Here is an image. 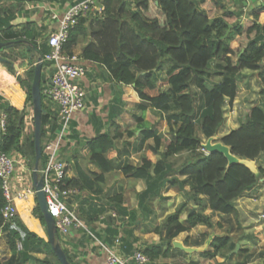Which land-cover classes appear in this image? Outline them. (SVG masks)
<instances>
[{
	"label": "trees",
	"instance_id": "obj_1",
	"mask_svg": "<svg viewBox=\"0 0 264 264\" xmlns=\"http://www.w3.org/2000/svg\"><path fill=\"white\" fill-rule=\"evenodd\" d=\"M57 1L65 5L80 0ZM23 3L0 1V42L11 44L13 49L22 47L29 54L44 55L49 48L45 43L37 44L35 38L39 34L34 32L35 23L27 19L19 24L13 23L21 15H26L27 12L20 14ZM102 4L104 10L95 16L96 26L90 32L91 38L83 46L80 57L104 66L115 82L131 85L141 102L139 108L145 111L151 107L162 112L172 137L160 151L162 134L154 126H145L142 117L138 118L137 128L141 131L136 148L145 147L158 155L159 160L152 163L142 158L139 164L130 165L118 161L120 153L114 141L119 134L97 133L85 143L84 149L87 162L95 165L100 173L78 171L81 174L67 179V186L78 191H96L94 187H100L104 182L105 173L119 169L124 175L145 182V189L135 194L141 216H144L149 210L148 201L165 200L162 192L170 188L183 190L188 185L185 201L155 228L160 241L146 244L142 249L150 264H158V259L169 257L171 250L182 252L173 248L171 241L174 237L198 225L207 229L220 226L212 221V216L233 213L234 200L258 182L259 178L243 165L226 167L227 160L222 153L199 152L202 139L196 131L199 130L205 139L217 133L224 122L223 105L236 97V79L243 69L257 71L259 80L264 83V26L258 20L257 12L250 13L251 18L245 20H241V10L222 7V12L217 14L220 0H102ZM261 10L264 11V3ZM88 15L79 17L77 24L69 30L64 44L68 54L72 53L80 37L84 39ZM230 42L234 43L233 47ZM3 64L12 70L8 62ZM25 74L24 79L17 77L16 81L25 93V102L31 107L33 66ZM193 87L198 91V97L193 93ZM261 94L264 95V90ZM0 101L7 114L6 132L0 136V151L17 148L33 167L32 133L21 142L22 111L2 97ZM41 106L47 111L42 101ZM48 122L49 113L41 117V138ZM51 129L54 132L55 126ZM128 135H134V131ZM149 139L152 145H146ZM220 141L230 148L232 154L256 160L264 152V108L251 106L245 121L222 135ZM182 153L186 155L180 158ZM258 170L262 175V170ZM189 200L194 207L187 210L183 224L179 216ZM110 201L115 206L116 216L121 218L119 227L110 222L106 224L105 220L98 218L99 213L94 217L87 214L82 219L87 224L96 220L104 223L105 240L110 242L119 237L122 254L129 256L133 250L140 249L138 239L133 235L139 220L135 211L127 213L121 207L120 193ZM3 205L0 189V235L4 233L10 252L9 258L0 260V264H28L31 260L35 264H60L47 238L30 231L18 215L3 219ZM207 210L210 212L206 213ZM32 216L44 226L37 206L33 208ZM56 240L59 242L58 235ZM165 243L167 246L163 249ZM18 244L20 249H17ZM234 246L235 242L229 236H214L209 243L211 250L201 251L199 255L205 259L226 256ZM63 251L69 263L74 264L72 255L64 248ZM33 253H41L43 257L37 258Z\"/></svg>",
	"mask_w": 264,
	"mask_h": 264
},
{
	"label": "crops",
	"instance_id": "obj_2",
	"mask_svg": "<svg viewBox=\"0 0 264 264\" xmlns=\"http://www.w3.org/2000/svg\"><path fill=\"white\" fill-rule=\"evenodd\" d=\"M56 1L57 0H48V1L45 0V1L35 2L34 4L32 3L30 4L29 2L23 3L22 6L20 7V14H24L25 12L27 13L26 15H21V18H17L15 21H13V23L19 24L24 22L25 19L33 21L35 23L34 24V28L36 31V32L34 31L35 34H37V29H36L37 27L40 28L38 33L41 34L43 29L47 28L48 26L45 17L43 16V13L45 12L46 9H52L55 6ZM226 1L241 4L242 9H245V7L248 6L245 5V3L242 0H226ZM256 3L259 2H255V4ZM67 4L60 5V7L58 6V9L61 10V8L66 7ZM35 15L37 16V19L35 18L33 19ZM91 15L93 17H91ZM96 15H98L96 12L88 15V19L84 24L86 35L84 39L80 37L78 43L72 49V54L78 56L79 60L87 67L88 71L85 77H83L81 81L83 87L87 91L86 107L84 110L74 112L72 114L68 141L62 147V156L64 157V159L66 155L70 156L69 154H71V158L70 159L68 158L69 161L67 160L68 162H71L73 164L72 169L71 167L69 169V179L76 178L81 173H88V172H94L96 174L100 173V170L95 165L89 162L87 169L82 167L78 159L85 155V149H84L85 143L89 139L93 138L97 133L109 132L111 136L115 134H119V136L114 141V145L115 148L120 153V158L118 159V161H120L121 158L124 159V157H126L128 152L142 153L146 149L145 147L142 149L136 148V145L139 140V133L141 131V129L137 128L138 118L141 117L143 118L145 122V126H154L155 128L157 127L154 125L156 122L152 120L151 116H154V119L156 121L158 119H163V113L158 110H155L151 107H147L145 111H142L139 108L141 102L138 100L137 95L133 91L131 85H124L115 82L110 78V75L104 66L93 61L82 59L80 57L83 46L91 38L90 32L96 26L95 22L92 21L94 20ZM36 42L37 44L43 43L42 40L40 39L39 41L37 40ZM29 55H31V57L33 58L36 57L35 52L34 53L31 52V54ZM14 70L15 72H18L15 66H14ZM14 85L15 84L10 83L7 86H5L3 90L5 88H11ZM4 92L6 97L10 100L11 105L14 107H18L16 106L15 96L11 95L7 91ZM22 100H23V94L21 96V103ZM131 131H134V135L132 136L128 135V132ZM119 143H121L122 146L124 147L122 148L118 147ZM146 145H152V140L151 139L147 140ZM159 150L162 151V146H160ZM263 154L264 152L261 153L260 156H262ZM151 156L154 158V160L150 158L148 154H146V157L143 158H147L151 160L152 163H155L156 161L159 160L158 155L152 154ZM124 161H126L130 165H136L134 163H131L129 159L122 160V162ZM78 171L81 173H79ZM104 177H105L104 182L100 185V187L98 186L94 187L96 191H91V190L78 191V193L74 196L73 206L75 207V210L77 211V213L81 218H83L87 214L94 217L96 214L99 213L100 215L98 218L102 219L103 221L105 220L106 224H109L110 222L111 225L118 224L119 227L121 218L117 216V219L114 221L110 217V213H115L114 212L115 206L110 200L115 194L120 193L122 196L121 207L125 208L127 213H130V211H135L136 218H138L139 220V223H137L134 230H137L136 228L138 224H140L139 227L140 231L139 229L138 231H133V235L138 239L140 250H142L146 246V244H153L160 241V235L155 233V228L160 225V223L167 214L172 213L175 210V208L178 206L179 203L185 201L186 199L185 192L189 190V186L185 185L183 190H179L177 188H170L167 191L162 192L163 196H165L166 199L165 200L153 199L148 201V205H149L148 208L149 210H147L148 213H145L144 216H141V211L138 208V200L135 194L145 189V182L141 179H134L135 182H133L132 177H130L129 175H124L119 169H114L113 171L105 173ZM262 181L263 179H261L259 182ZM134 184L135 186L132 187L131 185ZM256 187L257 184L251 187L250 189L245 190L241 194V196H239L237 199L234 200V208H235L234 212L227 215L219 214L221 218H223V220L231 217L242 219L243 216L245 215L246 210L252 207L254 205V202H258V204L261 203L262 201L261 199L257 200V195L258 194L260 195V193L257 194ZM127 196H129V199H127ZM155 203L158 204L154 205ZM191 207H194V205L192 204V201L189 200L186 209H184L181 212L179 218L181 223L185 224L187 210L190 209ZM30 208L31 205L23 206L17 203V215L30 231L34 232L38 236H42L45 232L44 228L40 224L39 220L31 215L32 211L29 210ZM209 212H210L209 210L206 211V213ZM154 216L157 217L158 224H155L153 230H149L148 229L149 227H146V224ZM89 224L94 228L97 227L100 230L104 231V227H105L104 223H99V221L96 220ZM119 229H121V227ZM124 229H126V227ZM196 229L197 231H200V229L202 228L200 225H198L195 226V228L194 227L189 228L188 230L183 231L179 233L176 237H174L171 241L173 248H177L173 245L174 241L179 242L185 248L192 249L191 246L198 245L196 243V240H198L199 242L205 241L210 243L214 236H220L210 233L208 230L207 234L203 233L204 235L202 234L201 236L200 233L198 236L194 237L196 235L195 234ZM1 235H4V233H1ZM233 235L235 237V234L233 233H230L229 235L221 234V236H229V237H232ZM193 241H195L194 244L191 243ZM67 245L70 248V251H73L75 253L72 254V259L74 264H103L104 262L105 254L103 253V251H101L98 247H96L94 242L85 236H81L78 233H75L69 236L67 240ZM166 246L167 243L164 244L163 249H165ZM70 251L67 250L69 254H71ZM185 252H187L188 254L191 253L190 254V256H192L191 261H198L195 262L194 264H229L228 263L229 256L225 257L222 255H217L212 260L209 259L206 260L205 258L199 257L200 251L196 253V256L193 251H185ZM170 253L172 255L173 250H171ZM250 253H256V252L254 249H252ZM33 255L37 258L43 257V254L41 253H33ZM9 256H10V252L7 248V245L2 241V244H0V260L4 261L7 258H9ZM171 257L172 256L166 258H159L157 263L171 264L169 262H165V261H169V258ZM28 264H35V261L31 260ZM189 264H193V263L189 262ZM234 264H252V263H250L247 260H244V261H237Z\"/></svg>",
	"mask_w": 264,
	"mask_h": 264
},
{
	"label": "built area",
	"instance_id": "obj_3",
	"mask_svg": "<svg viewBox=\"0 0 264 264\" xmlns=\"http://www.w3.org/2000/svg\"><path fill=\"white\" fill-rule=\"evenodd\" d=\"M242 1L245 5H249L251 1L264 2ZM60 5L61 3L56 1L52 9H46L43 13L48 26L43 29L41 35L44 38L43 43L49 50L44 55L36 53L35 60V64H41V72L46 73L44 80L39 82V92L41 101L47 107L49 122L44 126L43 138H40L43 166L41 169L38 168L37 174L41 179V191L45 196L47 212L53 220L62 249L70 251L67 240L69 236L78 233L92 240L95 246L103 251L105 254L103 264H150L148 257L140 249H135L129 256H124L120 249L119 237L107 242L104 231L85 223L73 206L74 196L78 190L67 186L70 164L62 156V147L68 141L72 114L86 107L87 91L81 81L88 70L77 55L65 51L64 44L69 30L77 24L79 17L94 12L101 14L104 6L102 0H80L59 10ZM0 97L5 100L3 96ZM6 101L11 105L9 99ZM21 111L23 142L24 137L33 132V113L32 109ZM29 126L31 132L26 129ZM52 126H55L54 132ZM6 128L7 114L0 103V136L4 135ZM32 169L26 156L17 148L8 152L0 151V189L4 199L1 215L4 220L17 215L18 202L31 201L30 211L35 206ZM110 217L114 221L117 219L115 213H110ZM260 218L264 220V213L260 214ZM20 248L21 245L18 244L17 249ZM70 252L71 255L75 254L73 251Z\"/></svg>",
	"mask_w": 264,
	"mask_h": 264
},
{
	"label": "rangeland",
	"instance_id": "obj_4",
	"mask_svg": "<svg viewBox=\"0 0 264 264\" xmlns=\"http://www.w3.org/2000/svg\"><path fill=\"white\" fill-rule=\"evenodd\" d=\"M42 1H45V0H42ZM220 2H221V5L217 9V14L222 12L223 10L222 7L229 8L231 10H241L242 12L241 20H245L247 18H251L250 13L257 12L258 20L264 26V21H263L264 11L261 10V6L264 2L263 3L259 2L255 4L254 1H251L250 4L247 7H245V9H242L241 4H238V3L228 2L226 0H220ZM31 3L34 4L35 2L33 1V2H30V4ZM91 17L93 16L91 15ZM34 18L37 19V16L35 15L33 19ZM36 29H37V34H39L38 32L40 28L37 27ZM35 39L36 41L37 40L39 41L40 39L43 42L44 38H42L41 34H39L38 37H36ZM230 45L233 47L234 43L230 42ZM29 56H30L29 53H27V51L22 47H19L16 49L9 48L2 52L0 51V57L6 59L8 61V64L12 68V70H10L3 63L0 62V95L3 96L5 100H8V98L6 97L4 91H7L11 95L15 96L16 106H18L17 109L19 111L26 110V109L29 111L31 110V107L29 106V104L25 102L24 91L22 90L20 85L17 84V81H16L17 77L24 79L26 76L25 74L26 70H28L31 66L35 65L36 57L35 58L32 57L31 60H28ZM212 65H213V62L210 63V66ZM14 66L16 67V70L18 72H15ZM45 75L46 73L44 71L40 73L41 82L44 80ZM216 80L217 79H214V81ZM236 80H237L236 97L231 103H228V101H225L223 105L224 122L216 133L218 137H221L228 131L237 128L241 123H243L248 115V112L251 106L259 105L264 108V95L261 94V91L264 90V83H262V81L259 80L257 76V71L243 69L238 74ZM10 83L15 84V85L11 88H5L3 90V88ZM161 86L164 87L163 83H161ZM192 91L196 95V97H198V91L194 87ZM22 94H23V100L21 103ZM27 114H28V111H27ZM151 117H152V120L156 122L154 124L155 126H157L156 129L160 131V133H162L163 139H162L161 146L163 150L165 145L168 143V141L172 137L171 132L169 131L168 126L166 125L164 119H158L156 121L154 119V116H151ZM26 129L31 132V126L26 127ZM196 132L201 137L202 142H204L206 139L200 134L199 130H197ZM118 147L122 148L124 146H122V144L119 143ZM198 151L204 153L201 150V148H199ZM146 154H148V156L154 160V158L151 156L152 155L151 152L148 149H145V151H143L142 153L128 152L126 157H124V159L121 158L119 162H122V160H125V159H129L131 163L139 164L141 159L143 157H146ZM69 155L70 156H67V155L65 156L66 161L68 160V158L69 159L71 158V154ZM185 155H186L185 153H182L180 155V158H183ZM26 159L28 160L27 156H26ZM78 159L82 167L87 169L89 165V163L87 162V156L84 155ZM39 162H40L39 169H41L43 165V160L40 159ZM254 162H255V167L257 169L260 168L263 172V174L260 175V179L258 180L257 187H256L257 194L260 193V195L259 194L257 195V200L261 199L262 200L261 203L258 204V202H254V205L246 210L245 215L243 216L242 219L231 217V218H226L223 220V218H221L219 214H214L212 216V221L213 222L218 221L220 226H215L211 229H207L206 227L201 226L202 229H200V231H197L196 229V233H195L196 235L194 236L196 237L200 233H201L200 234L201 236L203 233L207 234L208 230L210 233L220 235V236L221 234H228V235L230 233L235 234V237L233 235L230 238L234 240L235 246L237 245L238 248L235 250L236 247L234 246L232 251L229 254H226L225 257L229 256V260H228L229 264H234L237 261H244V260H247L252 264H263L264 263V220L259 217L260 214L264 213V154L262 156H259L256 160H254ZM68 163L70 164L71 162H68ZM72 166L73 164L71 163L70 164L71 169H72ZM261 179H263V181L259 182ZM129 181H132V180H129ZM133 182H135L134 179H133ZM131 186L134 187L135 184ZM129 196H127V199H129ZM156 204L158 203H155L154 205ZM35 206H33V208ZM155 224H158L156 216L152 217L148 221V223L146 224V227H149L148 228L149 230H153ZM139 227H140V224H138L136 228L137 230H134L135 229L134 228L133 231H138ZM44 231H45V227H44ZM45 234L46 233L44 232V234L40 237L46 238ZM2 241L5 243V235H0V244H2ZM194 242L195 241L191 243L194 244ZM196 243L198 245L191 246L193 249L192 251L195 253V256H196V253H198L199 251L201 252V250L203 251L211 250L208 242H205V241L199 242L198 240H196ZM252 249H254L256 253H250ZM190 254H188L185 251L178 253L177 251L173 250L172 255H170L173 258L171 257L169 258V261H165V262H169L171 264H189V262L194 264L195 262H198V261H191L192 256H190ZM212 259L213 258L209 260H212Z\"/></svg>",
	"mask_w": 264,
	"mask_h": 264
},
{
	"label": "water",
	"instance_id": "obj_5",
	"mask_svg": "<svg viewBox=\"0 0 264 264\" xmlns=\"http://www.w3.org/2000/svg\"><path fill=\"white\" fill-rule=\"evenodd\" d=\"M6 2L12 1H24V2H40L42 0H0ZM229 31V30H228ZM227 31V32H228ZM12 46L9 43L0 42V49H6ZM31 55L29 59H31ZM38 60V58H37ZM0 62H8L6 59L0 57ZM40 73H41V64L36 63L33 66V77L31 81L30 87V97H31V109L33 113V146H34V164L32 169V183L34 188V195H35V203L38 207L43 220H44V227L47 241L50 244L51 249L53 250L56 258L60 262V264H70L66 258V255L56 240V232L53 224L52 218L49 216L47 212V205L45 201V196L41 191V179L38 177L37 170L38 164L41 159V145H40V138H41V117L47 114L46 110L41 106V96L39 92V82H40ZM21 117V115H20ZM201 149L206 153H214L220 152L224 155L227 160V166L229 167L232 164H240L248 168L255 176L260 179L259 170L255 167L254 160H250L247 158H242L237 155L231 153L230 148L224 145L220 141V137L217 134H213L212 136L208 137L204 142L200 144ZM258 179V180H259ZM173 245L181 250L184 251H192L190 248L183 247L179 242H173ZM235 250L238 246H235Z\"/></svg>",
	"mask_w": 264,
	"mask_h": 264
},
{
	"label": "bare ground",
	"instance_id": "obj_6",
	"mask_svg": "<svg viewBox=\"0 0 264 264\" xmlns=\"http://www.w3.org/2000/svg\"><path fill=\"white\" fill-rule=\"evenodd\" d=\"M18 204H19V205H23V206H26V205H31V201H30V202H28V203H20V202H18Z\"/></svg>",
	"mask_w": 264,
	"mask_h": 264
},
{
	"label": "flooded vegetation",
	"instance_id": "obj_7",
	"mask_svg": "<svg viewBox=\"0 0 264 264\" xmlns=\"http://www.w3.org/2000/svg\"><path fill=\"white\" fill-rule=\"evenodd\" d=\"M9 48H12V46H10V47H8V48H6V49H0V51L2 52V51L7 50V49H9Z\"/></svg>",
	"mask_w": 264,
	"mask_h": 264
}]
</instances>
